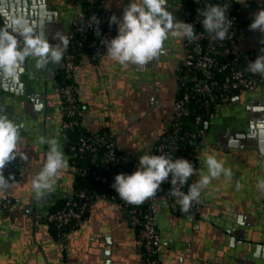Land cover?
I'll return each instance as SVG.
<instances>
[{
  "label": "crops",
  "instance_id": "0c3cea01",
  "mask_svg": "<svg viewBox=\"0 0 264 264\" xmlns=\"http://www.w3.org/2000/svg\"><path fill=\"white\" fill-rule=\"evenodd\" d=\"M23 1L0 0V10L16 14ZM35 3L38 10L44 6L58 10L59 17L67 11L74 12L68 0ZM129 3L130 0H100L101 8L117 17H122ZM261 9L264 0H256L238 40L239 47L260 55L264 54V33L251 31L249 25L254 13ZM3 19L0 17V27ZM113 26L116 37L118 27ZM155 60L156 70L149 64L120 65L107 52L96 60L83 52L74 72L82 128L91 133L106 129L114 134L118 150L132 163L134 172L138 170L140 156L153 155V146L164 123L170 119L169 104L179 58L165 69L158 57ZM33 63L28 58L14 79L0 76V114L24 125L17 151L28 157L23 160L17 156L12 163L15 175L8 194L14 203L10 209L3 208L0 192V264H144L138 249L139 230L113 200L93 201L84 221L62 231L54 230L46 222V215L37 212L42 210L43 202L37 201L35 210L30 209L36 198L32 179L42 169L48 151V145L40 143L41 136L56 138L68 161V166L55 178L54 191L45 193L42 199L61 201L74 194V170L60 124L62 97L60 93L50 100L43 94L41 97V86L48 81V72L37 71ZM260 80L256 89L252 85L241 94L245 102L264 98V84ZM25 101L43 107L39 116H30L25 111ZM234 106L236 103L220 104L205 122L209 127L204 124L195 178H200L201 171L206 172L202 160L208 155L222 161L232 176L221 174L211 180L201 191L192 218L180 211L176 201L162 204L156 217L161 237L157 245L160 264H243L244 261L250 264L256 253L251 246L264 245V193L257 188V182L264 179V160L255 149L230 144L229 124H239L244 118ZM218 225L237 231L243 239L233 244ZM257 259L264 264V250Z\"/></svg>",
  "mask_w": 264,
  "mask_h": 264
},
{
  "label": "built area",
  "instance_id": "2783aa9c",
  "mask_svg": "<svg viewBox=\"0 0 264 264\" xmlns=\"http://www.w3.org/2000/svg\"><path fill=\"white\" fill-rule=\"evenodd\" d=\"M97 1L68 0L74 14L67 34L69 44L60 62L62 80L58 90L62 97V129L66 134V142H69L68 156L70 158L79 157L84 153L97 154L99 147L104 146L101 162L108 164L109 174L103 169L92 172L97 181L109 185V192L104 189L92 193L81 190L78 192V199H75L74 195L72 198H66L61 205L45 216V220L62 230L84 221L93 201L108 198L118 203L132 225L139 230L138 249L144 264H160L157 245L161 237L157 230L156 217L162 206L160 199L176 201V198L169 196V190L172 188L171 175L162 182L155 197L145 200L140 205L129 204L120 199L112 187L116 175L134 172L127 170L125 158L117 148L115 135L109 133V136H103L95 133L92 139L81 136L76 141L69 137L70 132L81 126L80 105L74 81L79 55L86 52L91 59L96 60L107 52V47L102 41L115 37L114 26L110 24V18L115 14L110 11H98ZM255 1L182 0L180 18L183 22L194 25L196 39L189 41L183 38L174 80V93L169 104L170 119L164 123L153 150L156 149L158 153L172 159H187L196 169L207 119L220 104L234 103L233 99L236 96L262 79V75L247 70L249 61H254L260 54L238 45ZM206 4L228 5L227 16L232 21V26L226 40H216L204 30L197 9L204 8ZM190 115H193L194 128L187 133L182 132L184 119ZM163 136L165 137L162 139ZM12 163L13 161L3 170L5 177L15 175ZM78 169L77 166H73L74 172ZM196 181L193 175L192 182ZM180 190L187 192V185H183ZM0 192L3 208L10 209L14 202L8 194V189ZM262 205L264 206V202ZM195 209L196 201H193L190 210L183 213L192 218Z\"/></svg>",
  "mask_w": 264,
  "mask_h": 264
},
{
  "label": "clouds",
  "instance_id": "9594fccd",
  "mask_svg": "<svg viewBox=\"0 0 264 264\" xmlns=\"http://www.w3.org/2000/svg\"><path fill=\"white\" fill-rule=\"evenodd\" d=\"M168 8V0H130L122 17L113 15L110 18V24L118 27V35L111 40L102 41L107 47V56L123 66H144L163 53L164 42L169 37L195 40L194 25L175 20ZM227 8V4H206L204 8L197 9L204 30L219 41L228 38L232 26ZM0 17L4 18V25L0 27V76L14 79L28 58L34 60L37 71L46 70L50 63H60L69 44L67 36H59L60 43L53 45L43 34H37L34 26L23 15L0 10ZM249 29L264 33V9L254 13ZM247 70L264 76V54L249 61ZM23 127V124L0 114V191L9 189L13 179L5 177V167L17 156L23 160L28 159L17 151ZM40 143L47 144L48 151L42 169L32 179L31 186L37 199L54 191L55 178L68 166L56 138L41 136ZM202 162L206 172L199 173L200 178L188 187L187 192L180 189L196 174L195 167L187 159H172L163 154L140 156L138 170L131 174L116 175L112 187L120 199L129 204L140 205L155 197L162 182L171 175L172 188L169 196L176 198L182 212H188L193 201L199 202L201 191L212 179L221 174L228 178L232 176L231 170L225 168L223 162L214 155H208ZM257 188L264 193V179L257 182Z\"/></svg>",
  "mask_w": 264,
  "mask_h": 264
},
{
  "label": "water",
  "instance_id": "95a60500",
  "mask_svg": "<svg viewBox=\"0 0 264 264\" xmlns=\"http://www.w3.org/2000/svg\"><path fill=\"white\" fill-rule=\"evenodd\" d=\"M36 0H24L23 3H20L17 7V15H23L26 19L29 20V22L34 26L35 31L37 34H44L47 36H50V26L52 24V15L58 16L59 11L58 10H50L48 9V6L42 7L40 10L37 8V5L35 3ZM168 10L172 7V0H168ZM73 11L70 10L69 14L72 16ZM15 14V13H14ZM4 25V19L3 24ZM22 44V40H21ZM152 63V64H151ZM34 64V63H33ZM149 65L155 67L154 70L157 69V61L154 59L152 62L149 63ZM34 67V65H33ZM50 64L48 65L45 72H48V81L45 83V85L41 86V97L43 94V97L47 99H53L55 97L56 93H59L58 89L59 85H51L50 83ZM261 84H264V78L260 80ZM55 86V87H54ZM258 86V82L253 84V88L256 89ZM40 97V96H39ZM61 97V96H60ZM257 99V98H256ZM251 98L250 100H247L246 102L243 100L241 95L236 96L233 101L236 103L237 106H234L233 109L237 110L239 114L244 115L243 121L241 123H230L228 130L231 135V141L230 144L234 147H241V148H252L255 149L260 156H262L264 160V98L261 99L258 98L256 100ZM60 103V112L62 108V99ZM33 102V101H32ZM35 102V101H34ZM245 102V103H242ZM43 110V107L36 104V106L33 104L31 105V101L27 102L25 101V111L29 112L30 116L37 117L39 116V112ZM252 118V120H250ZM63 117L62 114L60 116V124L62 126ZM205 127H209V123L205 124ZM73 196H71L72 198ZM43 197L37 199L35 198V202L31 203L30 209L33 211L36 208V202L40 201L43 202V206H41L42 210H38L37 212H40L43 215H47L52 208L59 202V200H55L53 198H50L49 200L42 199ZM159 202L167 203L166 199H160ZM221 232L225 233L227 236H229V239L234 244L237 240H242L243 237L235 230L226 228L225 225H218ZM256 242V241H254ZM240 243V241H239ZM257 246V247H256ZM248 248V247H246ZM253 251L255 250V255L253 254V262L250 264H261L258 262L257 257L261 256V251L264 250V245L259 243L255 244V246H251ZM233 264V263H232ZM243 264H249L248 261H244Z\"/></svg>",
  "mask_w": 264,
  "mask_h": 264
},
{
  "label": "trees",
  "instance_id": "16d2710c",
  "mask_svg": "<svg viewBox=\"0 0 264 264\" xmlns=\"http://www.w3.org/2000/svg\"><path fill=\"white\" fill-rule=\"evenodd\" d=\"M96 9L98 11H104L100 6V0H98L96 3ZM114 32H115V29H114ZM198 100L199 99L197 98L196 101ZM192 128H194V121H193V115H190L184 119L182 132L187 133ZM95 133H99L103 136H109V131L106 129H101L97 132L91 133V132L85 131L82 128V126L79 125L72 132L69 133V137L72 139V141H76L81 136L92 139V136H94ZM164 137L165 136H163L162 139ZM65 147H66V152L70 153L69 142H66ZM104 151H105L104 146H100L97 154L84 153L83 155L79 157L69 158L70 164L72 166H77L79 168L77 171L74 172V184H73L74 194L73 195L75 196V199H78V192H80L81 190H86L88 193H92L97 190L104 189L106 192H109V185L107 183H102V182L97 181L94 173L92 172L93 170L103 169L106 174H109L108 164H103L101 162V158H102ZM153 155H161V154L158 153L156 149H154ZM125 166L129 172H132L133 165L131 162H128L125 160ZM192 178L193 176L190 177L188 183L186 184L187 190H188V187L193 183ZM64 200L59 201L54 206V208H57L59 205H61ZM51 226L54 230H57V231L63 230V229L62 230L58 229L55 225H51Z\"/></svg>",
  "mask_w": 264,
  "mask_h": 264
},
{
  "label": "flooded vegetation",
  "instance_id": "af4514ba",
  "mask_svg": "<svg viewBox=\"0 0 264 264\" xmlns=\"http://www.w3.org/2000/svg\"><path fill=\"white\" fill-rule=\"evenodd\" d=\"M181 8H182V0H173L172 8L169 11L173 13L175 20L182 21L180 18ZM52 18L53 20L51 21L52 24L50 26V36L44 34L43 35L49 40L51 44L56 45L60 43L59 36L61 35L67 36L70 23L72 20V16L69 14V11H67L62 15V17H59V15L58 16L52 15ZM182 42H183V38H172V37H169V39H167L164 42L163 53L158 56L159 62L161 66L164 67V69L167 68L166 66L168 64L172 65L173 63H175V61L180 57ZM50 67H51L50 68L51 85H56V84L60 85L62 80V75L59 69L60 63L59 64L50 63ZM163 71L166 72V70Z\"/></svg>",
  "mask_w": 264,
  "mask_h": 264
}]
</instances>
